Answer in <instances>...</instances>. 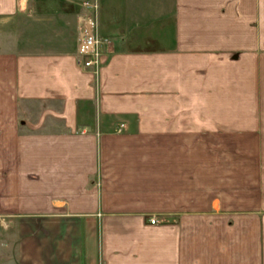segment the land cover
<instances>
[{"label": "crops", "instance_id": "0c3cea01", "mask_svg": "<svg viewBox=\"0 0 264 264\" xmlns=\"http://www.w3.org/2000/svg\"><path fill=\"white\" fill-rule=\"evenodd\" d=\"M74 1L0 0V264H264V0H98L97 75Z\"/></svg>", "mask_w": 264, "mask_h": 264}, {"label": "built area", "instance_id": "2783aa9c", "mask_svg": "<svg viewBox=\"0 0 264 264\" xmlns=\"http://www.w3.org/2000/svg\"><path fill=\"white\" fill-rule=\"evenodd\" d=\"M82 5L88 9V13L79 14L76 19L77 60L83 70L97 75L107 40L96 31L98 0H85ZM150 222L156 223L157 218L152 216Z\"/></svg>", "mask_w": 264, "mask_h": 264}, {"label": "rangeland", "instance_id": "374dc122", "mask_svg": "<svg viewBox=\"0 0 264 264\" xmlns=\"http://www.w3.org/2000/svg\"><path fill=\"white\" fill-rule=\"evenodd\" d=\"M15 33L16 28L14 22L7 19L0 21V50L10 48L12 46Z\"/></svg>", "mask_w": 264, "mask_h": 264}]
</instances>
